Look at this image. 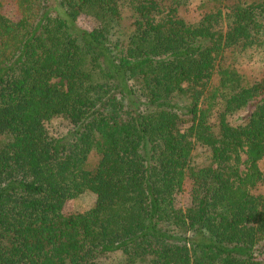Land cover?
<instances>
[{
  "label": "trees",
  "instance_id": "1",
  "mask_svg": "<svg viewBox=\"0 0 264 264\" xmlns=\"http://www.w3.org/2000/svg\"><path fill=\"white\" fill-rule=\"evenodd\" d=\"M12 2L0 264H264V0H206L194 23L188 0Z\"/></svg>",
  "mask_w": 264,
  "mask_h": 264
},
{
  "label": "rangeland",
  "instance_id": "2",
  "mask_svg": "<svg viewBox=\"0 0 264 264\" xmlns=\"http://www.w3.org/2000/svg\"><path fill=\"white\" fill-rule=\"evenodd\" d=\"M206 0H188L186 9L183 11V18L188 23L196 22L200 16L210 7V3L205 6ZM1 6V14L12 20L15 21L17 19V14L15 11V7L13 5L12 0H0ZM74 27L79 30L89 31L95 27V21L88 16L80 15L76 18L74 22ZM250 109H246L244 111L236 113L233 117L232 123L240 124L245 116L249 113ZM193 155L195 156V162H200L204 158L203 151L196 148L193 151ZM260 170L262 173V178L264 180V163L260 164ZM264 190V184L261 183L253 192L258 193ZM189 181L185 180L182 185V189L178 192L174 197V206L176 208L184 209L188 206L189 202ZM93 198L88 193H82L81 195L77 196L74 199L68 200L63 204L62 212L64 214H74V213H81L89 209L92 205ZM117 260L116 256L110 257L104 263L105 264H112L114 261Z\"/></svg>",
  "mask_w": 264,
  "mask_h": 264
}]
</instances>
